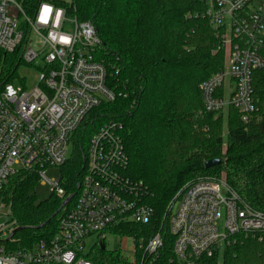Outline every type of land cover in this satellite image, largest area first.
Returning a JSON list of instances; mask_svg holds the SVG:
<instances>
[{
  "label": "built area",
  "instance_id": "1",
  "mask_svg": "<svg viewBox=\"0 0 264 264\" xmlns=\"http://www.w3.org/2000/svg\"><path fill=\"white\" fill-rule=\"evenodd\" d=\"M73 2L42 0L28 14L16 0H0V50L18 53L25 66L38 73L37 85L30 90L7 84L0 92V195L19 172H36L62 201L63 211L55 236L31 250L8 249L15 222L9 232L8 225L0 226V264H95L86 258L85 248L94 236L99 246L108 235L131 238L135 255L138 250L154 256L164 246L160 234L137 244L116 230L149 225L154 216L137 198L140 186L126 175L129 157L119 124H106L91 138L77 196L67 194L61 177L47 178L70 158L73 136L86 117L117 98L108 84L109 71L97 57L102 40L91 22L68 15ZM204 2L207 18L221 32L219 50L228 58L224 70L200 85L203 111L215 114L233 107L249 123L258 111L253 75L264 70V0ZM45 6L51 9L47 22L40 19ZM167 219L180 264L211 258L238 240L264 243V214L241 203L224 182L214 179L182 189Z\"/></svg>",
  "mask_w": 264,
  "mask_h": 264
},
{
  "label": "trees",
  "instance_id": "2",
  "mask_svg": "<svg viewBox=\"0 0 264 264\" xmlns=\"http://www.w3.org/2000/svg\"><path fill=\"white\" fill-rule=\"evenodd\" d=\"M16 1L30 14L42 0ZM207 11L204 0H74L67 7L69 16L95 26L103 43L97 57L109 71L108 84L117 98L94 109L73 136L72 154L60 167L62 186L67 194L77 196L91 138L106 124H119L129 157L126 175L140 186L137 198L153 209L154 216L149 225L116 230L137 244L156 234L164 241L154 256L137 250L138 264H180L168 210L191 183L222 181L241 203L264 214V70L253 75L258 111L249 123L233 107L215 114L203 111L200 85L224 70L226 63L225 50H219L221 32L211 25ZM21 66L25 64L18 53L0 50V92L14 84ZM211 160L221 164L206 169ZM39 181L36 172H19L0 195L10 205L16 224L7 243L12 251L31 250L58 232L62 201L52 195L38 203L33 192ZM86 258L95 264L123 262L121 253H107L99 245ZM261 261L264 243L247 239L196 264Z\"/></svg>",
  "mask_w": 264,
  "mask_h": 264
},
{
  "label": "rangeland",
  "instance_id": "3",
  "mask_svg": "<svg viewBox=\"0 0 264 264\" xmlns=\"http://www.w3.org/2000/svg\"><path fill=\"white\" fill-rule=\"evenodd\" d=\"M227 58L226 57V63L227 64ZM19 77L15 79L14 85L17 88H26L27 90H30L34 88L37 85L38 82V73L36 70L29 66H21L19 68ZM229 82V80L227 81ZM226 125V124H225ZM227 130L226 127L222 131V140H225L224 145L222 147L223 152L225 153L227 150V143H226V134ZM73 149H70V155L72 154ZM61 177V170L53 169L50 170L47 173V178L50 180L59 179ZM33 194L36 197V200L38 203L48 200L52 196V189L50 186L43 185L42 181H39L36 189L34 190ZM0 200V210L3 212L0 215V226L8 225V228H6V232H9V229H11L10 224L12 223V210L10 208V205L3 200ZM10 214V215H9ZM16 227V224H15ZM86 255H90L92 250L97 246L98 244V238L97 237H91L86 241ZM105 247L106 252L111 254H119L121 253V256L123 257V262L121 264H138L137 258L135 255V247H134V241L131 238L122 239L117 236L108 235L105 239Z\"/></svg>",
  "mask_w": 264,
  "mask_h": 264
},
{
  "label": "clouds",
  "instance_id": "4",
  "mask_svg": "<svg viewBox=\"0 0 264 264\" xmlns=\"http://www.w3.org/2000/svg\"><path fill=\"white\" fill-rule=\"evenodd\" d=\"M50 11H51L50 7H47V6L44 7V9H43V15L40 17V19L43 22H47V19H48V16H49ZM59 15H60V11L57 10V16L59 17ZM8 92H9L10 95H14V92H12V90H11V86H9Z\"/></svg>",
  "mask_w": 264,
  "mask_h": 264
},
{
  "label": "water",
  "instance_id": "5",
  "mask_svg": "<svg viewBox=\"0 0 264 264\" xmlns=\"http://www.w3.org/2000/svg\"><path fill=\"white\" fill-rule=\"evenodd\" d=\"M220 164H221V161H220V160H211V161H208V162L205 164V168H206V169H210V168H213V167H215V166H217V165H220ZM66 203H67V202H65V203L63 204V206H65ZM15 233H16V230L12 233L10 239L13 237V235H14ZM101 248H102V250H105V249H106V247H105L104 244H101Z\"/></svg>",
  "mask_w": 264,
  "mask_h": 264
}]
</instances>
